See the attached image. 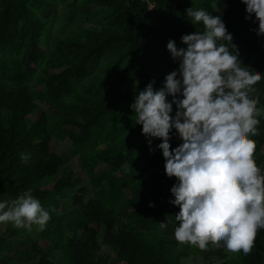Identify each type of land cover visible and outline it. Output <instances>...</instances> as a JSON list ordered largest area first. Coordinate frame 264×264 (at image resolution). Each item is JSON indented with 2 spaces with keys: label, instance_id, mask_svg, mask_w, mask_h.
I'll list each match as a JSON object with an SVG mask.
<instances>
[{
  "label": "trees",
  "instance_id": "1",
  "mask_svg": "<svg viewBox=\"0 0 264 264\" xmlns=\"http://www.w3.org/2000/svg\"><path fill=\"white\" fill-rule=\"evenodd\" d=\"M188 7L222 16L242 63L262 73L251 93L260 109L251 138L264 170V36L250 30L256 25L244 19L240 0H0V197L30 191L48 209L42 233L52 235L46 247L31 236L2 241L0 264L64 257L67 264H188L196 254L200 264H264V229L248 254L174 239L175 178L164 174L160 150L149 152L129 107L149 81L161 87L177 67L168 39L180 47L181 34L202 31ZM120 76L131 78L128 86L116 83ZM53 139L68 141V151L56 150Z\"/></svg>",
  "mask_w": 264,
  "mask_h": 264
},
{
  "label": "clouds",
  "instance_id": "2",
  "mask_svg": "<svg viewBox=\"0 0 264 264\" xmlns=\"http://www.w3.org/2000/svg\"><path fill=\"white\" fill-rule=\"evenodd\" d=\"M240 3L244 19L256 25L250 30L264 36V0ZM185 13L202 31L181 34L180 47L168 39L165 47L177 67L161 87L149 81L129 107L149 152L159 149L164 174L175 178L168 200L178 207L174 239L201 250L209 242L222 243L230 252L248 254L257 231L264 229V170L254 159L251 138L260 113L251 93L262 73L242 63L222 16L193 7ZM173 136L180 141L174 147ZM154 138L159 143L153 146ZM20 158L26 161L28 154ZM49 219L48 209L30 191L10 202L0 200V223L42 230Z\"/></svg>",
  "mask_w": 264,
  "mask_h": 264
},
{
  "label": "rangeland",
  "instance_id": "3",
  "mask_svg": "<svg viewBox=\"0 0 264 264\" xmlns=\"http://www.w3.org/2000/svg\"><path fill=\"white\" fill-rule=\"evenodd\" d=\"M24 61L29 65H33L34 61H35L34 53L32 52V53L27 54L24 57ZM129 80H131V78H129V76H120L116 80V83L118 85H121V86H128ZM43 109H45V106L43 107ZM40 111H41V109H40ZM68 143H69L68 141H59V140L53 139L52 145L59 152H63V151H68V146H69ZM69 162L71 164V167L74 169V171H78L82 175V177H83L82 180L88 182L89 188H90L89 175L85 170H83L81 168V166L79 165V163L77 161V157L70 156ZM50 186L51 185H47V186H45V188H49ZM92 196H93V193L91 190H89L88 193H86V195H85V199L88 200ZM0 200H5V201L10 202L13 200V198L0 197ZM63 200L66 203V205L69 207V203H70L71 199L68 197H64ZM68 209H70V207ZM29 236L38 240L39 244L42 247H46L50 243V241L52 240L51 234L42 233V230H40L38 228V226L35 224H33L31 226V230H28L25 228L14 227L10 222L9 223H0V243L2 241H9V240H13L14 242H16V241H20L22 239H25ZM59 255L63 256L61 254H59ZM196 257H197V261H195L192 256H189L188 258H186V262L188 264H193L195 262L200 264L201 263L200 255L196 254ZM53 259L55 260V262L57 264H67L65 257L63 259H61L60 262L58 260H56L55 258H53ZM18 264H20V263H18ZM31 264H36V263H31Z\"/></svg>",
  "mask_w": 264,
  "mask_h": 264
}]
</instances>
